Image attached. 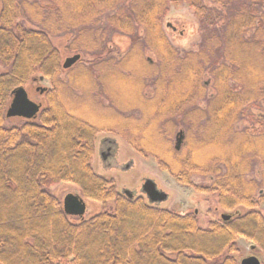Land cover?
I'll return each mask as SVG.
<instances>
[{
	"label": "trees",
	"instance_id": "1",
	"mask_svg": "<svg viewBox=\"0 0 264 264\" xmlns=\"http://www.w3.org/2000/svg\"><path fill=\"white\" fill-rule=\"evenodd\" d=\"M183 2L203 34L197 50L166 33L169 6ZM108 29L130 40L121 56ZM60 34L81 54L69 69ZM41 77L50 86L38 92ZM19 86L41 109L8 125ZM248 101L264 103V0H0V264H240L239 237L264 264V122L244 125ZM102 131L216 194L230 218L203 227L193 211L121 192L93 166ZM62 182L96 213L69 216L51 192Z\"/></svg>",
	"mask_w": 264,
	"mask_h": 264
},
{
	"label": "rangeland",
	"instance_id": "2",
	"mask_svg": "<svg viewBox=\"0 0 264 264\" xmlns=\"http://www.w3.org/2000/svg\"><path fill=\"white\" fill-rule=\"evenodd\" d=\"M44 2H47V0H44ZM168 22L172 23L177 27L176 32L166 29V33L169 39L176 46H178L179 49L187 51L197 50L198 48H200V45L203 40V34L199 32L200 25L198 18L195 16L193 9L189 6L188 3L183 2L179 4H171L169 6L167 16L164 18V23ZM181 30L183 32V35L179 34ZM117 34L119 33L113 32V30L108 29V43L109 41L111 43L112 40V44L114 43L118 47H121V44H123L122 48H124L125 50L126 47H128L127 37L120 38ZM52 39L53 42L61 49L63 53V60L67 56H70L72 54L71 52L69 53L64 51V48L70 39L68 34H60ZM180 43H184L183 46ZM88 58L90 59L91 56H89ZM35 84L36 86H38V88H43L45 86H50V81L44 79L39 80ZM146 90L149 93L152 91L150 87ZM30 97L35 101H40L41 99V97L35 94H33V96L30 94ZM253 110L257 111L256 113H264V109H261L259 106H253ZM18 118L19 117L8 120L7 124H18L21 121ZM103 137H110V139L116 142L114 148H119L117 150V153L115 154V160L118 163V167L120 165L121 167L118 168L116 165L112 166V169H108V172L104 171V165L102 164V159L99 154V143L100 139H102ZM97 140V152L93 158V164L95 166V169L102 174L108 173L107 175L111 177V179L113 178L115 180L120 191H123L127 188L132 190L136 195L139 194L145 196L142 191V185L146 178H153L158 183L159 188L166 191L169 195V198L159 203L158 206L173 211H191L197 209L200 213L198 216V221L199 224L203 227L207 226L209 221L215 220L218 215L221 214L222 211L220 209H216L218 205L216 194L201 193L199 195V193L195 191L193 187L185 186L178 183L173 177H171L167 172L163 171L159 167L154 157L144 156L140 152L136 151L128 143V141L122 138L120 135L112 132L102 131L101 133H99ZM174 141L175 143H177L176 139H174ZM123 162H127L128 164H130L128 169H122L123 165H125L122 164ZM108 176L107 178H109ZM196 178L197 182H206L208 180L207 178H203L200 176H197ZM51 192L59 196L61 200H63L66 194L68 193H75L81 195L80 188L72 182H62L56 184L52 186ZM86 203L88 205L86 215L88 216L96 213V211L92 213V210L101 205L100 203L94 202L90 199H87ZM260 208L264 209V201L260 204ZM239 244L243 247L246 255L252 252L251 242L246 238L239 237Z\"/></svg>",
	"mask_w": 264,
	"mask_h": 264
},
{
	"label": "water",
	"instance_id": "3",
	"mask_svg": "<svg viewBox=\"0 0 264 264\" xmlns=\"http://www.w3.org/2000/svg\"><path fill=\"white\" fill-rule=\"evenodd\" d=\"M171 24V23H169ZM81 58V54L69 56L65 59L63 67L68 69L77 63ZM44 80V77H41ZM44 91V88H42ZM41 109V104L34 101L29 97L28 91L25 87L19 86L13 91V99L7 109V117H22L25 119H32L37 116ZM184 133L180 131L177 135L176 148L180 149ZM125 190H123L124 192ZM142 191L146 195L149 203L158 205L159 203L167 200L169 195L166 191L159 188L158 183L153 178H146L143 185ZM64 210L68 215L84 216L87 210V203L84 199L75 193H68L64 198ZM221 217L225 220L230 218V214L222 213ZM252 250L255 249L253 245ZM240 264H262L259 256L252 254L244 257Z\"/></svg>",
	"mask_w": 264,
	"mask_h": 264
},
{
	"label": "flooded vegetation",
	"instance_id": "4",
	"mask_svg": "<svg viewBox=\"0 0 264 264\" xmlns=\"http://www.w3.org/2000/svg\"><path fill=\"white\" fill-rule=\"evenodd\" d=\"M170 22H168L167 24H168V27H170V28H172L173 30H175V31H177V27L175 26V25H173L172 23L171 24H169ZM180 35H183V32H182V30L180 31V33H179ZM120 38H123V37H125V36H123V35H118ZM127 40L128 41H130L129 40V38H127ZM182 46H183V44L184 43H180ZM111 49H113L114 51H115V53L117 54V55H119V56H121L122 55V53H123V50H124V48H122L123 47V44H121V47H118L117 45H115V47L113 48V46L111 45ZM187 51H189V50H187ZM76 53H74V54H71L70 56H72V55H75ZM67 57H69V56H67ZM66 57V58H67ZM65 58V59H66ZM65 59L63 60V63H64V61H65ZM35 89L39 92H43L42 91V87H39L38 88V86H36L35 85ZM218 90V88L217 87H213V90L212 91H217ZM28 91V90H27ZM30 96V95H29ZM35 101V100H34ZM36 102H38L39 104H41V102L40 101H36ZM253 106H259L261 109H264V103L263 102H251V101H248V103H246L245 104V106H244V110L246 111V116H248V118H249V121H247L244 125H250V126H254V125H257V124H259V122L261 123V122H264V113H256L257 111H254L253 110ZM254 114H255V116H254ZM21 118V117H20ZM177 138V137H176ZM184 138H185V135H184ZM184 138H183V140L182 141H184ZM97 139H98V137H97ZM98 141V140H97ZM97 141H96V144H98L97 143ZM116 144V142L114 141V140H112V139H110V137H103L102 139H100V143H99V145H100V151H99V147H98V151H99V154H100V157H101V159H102V164L104 165V171L105 172H108L109 170L108 169H112L111 167L112 166H117L118 167V163L116 162V160H115V157H116V153H117V150L119 149H116V148H114V145ZM96 152H97V148H96ZM96 152H95V154H96ZM95 156V155H94ZM93 162V161H92ZM122 164H125V165H123V170H125V169H128L129 168V166H130V164H128L127 162H123ZM93 166H94V164H93ZM119 167H121V165L119 166ZM118 167V168H119ZM94 168H95V166H94ZM96 170V169H95ZM97 171V170H96ZM98 172V171H97ZM99 174H101V175H103V176H105V177H107L108 175V173H105V174H102V173H100V172H98ZM109 177V176H108ZM109 178H111V177H109ZM113 179V178H112ZM114 180V179H113ZM115 181V180H114ZM66 183H69V182H66ZM117 185V184H116ZM118 187V186H117ZM124 190H130V189H124ZM121 192H123V191H121ZM67 195V194H66ZM200 195V194H199ZM83 199H85L86 197H84V196H82V195H80ZM137 197H143L144 199H146V196H143V195H136ZM65 198V197H64ZM88 198H86L84 201L86 202V200H87ZM147 200V199H146ZM64 201V199L62 200V202ZM63 204H64V202H63ZM64 206V205H63ZM87 209H88V205H87ZM191 211H193L196 215H198L199 216V211L197 210V209H194V210H191ZM191 211H189V210H187V211H184V212H191ZM94 212V209L92 210V213ZM87 214V210H86V213H85V215L84 216H75V215H69V216H73V217H76V218H86V217H90V216H88V215H86ZM252 252H250V254H251ZM249 255V254H248Z\"/></svg>",
	"mask_w": 264,
	"mask_h": 264
}]
</instances>
